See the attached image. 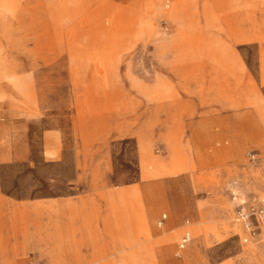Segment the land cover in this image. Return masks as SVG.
Masks as SVG:
<instances>
[{
    "label": "rangeland",
    "instance_id": "374dc122",
    "mask_svg": "<svg viewBox=\"0 0 264 264\" xmlns=\"http://www.w3.org/2000/svg\"><path fill=\"white\" fill-rule=\"evenodd\" d=\"M263 37L264 0H0V264H264Z\"/></svg>",
    "mask_w": 264,
    "mask_h": 264
},
{
    "label": "crops",
    "instance_id": "0c3cea01",
    "mask_svg": "<svg viewBox=\"0 0 264 264\" xmlns=\"http://www.w3.org/2000/svg\"><path fill=\"white\" fill-rule=\"evenodd\" d=\"M90 205V200L88 199H84L83 201H80L79 203L76 202H69L68 203V208H69V212H70V207L73 206L77 209H83L85 207H88ZM59 207H61L59 205ZM80 239H87V237L85 236V234H81ZM82 244V243H81ZM96 249L92 248L91 250L89 249H82V248H74L73 250L71 249V252L69 253L70 256L73 257V262L76 264H85L87 261V257L86 256H90V255H96Z\"/></svg>",
    "mask_w": 264,
    "mask_h": 264
},
{
    "label": "built area",
    "instance_id": "2783aa9c",
    "mask_svg": "<svg viewBox=\"0 0 264 264\" xmlns=\"http://www.w3.org/2000/svg\"><path fill=\"white\" fill-rule=\"evenodd\" d=\"M189 240H190V236L188 234L185 237H183L180 244L181 248H184L185 245L189 242Z\"/></svg>",
    "mask_w": 264,
    "mask_h": 264
},
{
    "label": "bare ground",
    "instance_id": "6f19581e",
    "mask_svg": "<svg viewBox=\"0 0 264 264\" xmlns=\"http://www.w3.org/2000/svg\"><path fill=\"white\" fill-rule=\"evenodd\" d=\"M240 11V10H239ZM238 14V13H237ZM140 17V16H139ZM87 19V18H86ZM85 19V20H86ZM128 19V18H127ZM145 19V18H144ZM84 21V20H83ZM238 21V20H237ZM86 24H87V22H86ZM238 26V25H237ZM241 35V34H240ZM242 36V35H241ZM243 37V36H242ZM264 38V37H263ZM242 40V39H241ZM262 41V40H261ZM93 59V58H92ZM100 60V59H99ZM103 70V69H102ZM98 72V71H97ZM102 72V71H101ZM102 74V73H101ZM182 80V79H181ZM166 93V92H165ZM168 94V93H167ZM223 184V183H222ZM221 184V185H222ZM136 202V201H135ZM140 204L138 203V202H136V206H139Z\"/></svg>",
    "mask_w": 264,
    "mask_h": 264
}]
</instances>
